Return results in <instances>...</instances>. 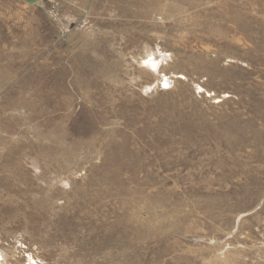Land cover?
Masks as SVG:
<instances>
[{"label":"rangeland","instance_id":"rangeland-1","mask_svg":"<svg viewBox=\"0 0 264 264\" xmlns=\"http://www.w3.org/2000/svg\"><path fill=\"white\" fill-rule=\"evenodd\" d=\"M0 251L264 264V0H0Z\"/></svg>","mask_w":264,"mask_h":264},{"label":"bare ground","instance_id":"bare-ground-1","mask_svg":"<svg viewBox=\"0 0 264 264\" xmlns=\"http://www.w3.org/2000/svg\"><path fill=\"white\" fill-rule=\"evenodd\" d=\"M161 60H162L161 58H159V57H157L155 55L151 56L150 58H149V55H148V57L145 59V62L147 64V66H149V67H151L153 69L154 68L157 69L158 64H159V62ZM0 264H7V262H5V260H4V254L1 251H0Z\"/></svg>","mask_w":264,"mask_h":264},{"label":"water","instance_id":"water-1","mask_svg":"<svg viewBox=\"0 0 264 264\" xmlns=\"http://www.w3.org/2000/svg\"><path fill=\"white\" fill-rule=\"evenodd\" d=\"M29 2H35V1H37V0H28Z\"/></svg>","mask_w":264,"mask_h":264}]
</instances>
